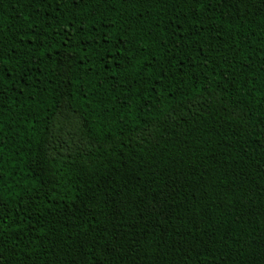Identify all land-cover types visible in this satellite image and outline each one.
Returning <instances> with one entry per match:
<instances>
[{"label":"trees","instance_id":"1","mask_svg":"<svg viewBox=\"0 0 264 264\" xmlns=\"http://www.w3.org/2000/svg\"><path fill=\"white\" fill-rule=\"evenodd\" d=\"M0 264H264V0H0Z\"/></svg>","mask_w":264,"mask_h":264}]
</instances>
